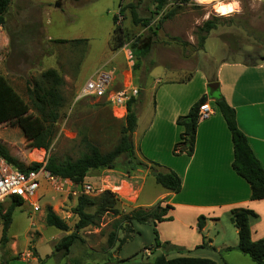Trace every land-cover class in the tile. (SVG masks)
<instances>
[{
    "label": "rangeland",
    "instance_id": "rangeland-1",
    "mask_svg": "<svg viewBox=\"0 0 264 264\" xmlns=\"http://www.w3.org/2000/svg\"><path fill=\"white\" fill-rule=\"evenodd\" d=\"M57 1L11 0L5 24L0 27V76L10 88L11 104L20 113L18 118L0 125V144L25 168L45 163L48 158L74 161L87 152L86 142L101 153L111 151L119 142L127 109H115L106 99L76 98L84 83L100 68L112 75L113 90L126 89L130 83L136 87L138 94L132 99L131 110L137 115L139 110L150 113L152 95L164 83L185 81L196 70H202L212 80L221 63L250 65L264 61V0H237L238 11L226 17L215 13L213 4L199 5L193 0H61L62 7L55 9ZM197 1L204 4L217 0ZM119 4L123 12L116 25L124 31L125 41L120 48L111 50L112 18L118 14ZM129 5L140 20L149 22L148 26L131 23ZM211 18L225 21H218L215 29L205 34L200 28ZM28 22L33 26H27ZM46 36L86 39L87 43L59 44ZM137 41L151 43L144 58H135L132 53L131 46ZM48 69L55 70L64 81V105L54 125L53 140L45 151L33 148V134L25 133L19 122L27 120L34 133L44 127L30 107L26 89ZM196 86L192 82L188 87ZM145 175L151 176L148 170L132 169L126 155L117 159L114 169L92 170L86 175L83 182L109 191L115 207L102 216L98 226L78 232L67 256L54 252L53 246L72 232L77 221L72 212L76 200L60 199L41 180V210L31 215L27 204L14 209L8 242L5 246L0 244L2 258L8 264H27L20 260L29 261L36 256L38 262L30 264H117L121 260H125L121 264H149L159 255L167 256L153 252L151 223L123 224L118 237L129 238L119 249L117 244L112 249L107 247V236L116 222L131 210L141 208L139 203L150 202L160 191L151 177L142 185ZM9 204L10 200L0 206V237L1 215ZM48 209L71 230L65 233L47 227L44 219ZM87 211L93 213L94 208ZM127 229L133 234H125L123 230ZM170 256L167 257L174 258Z\"/></svg>",
    "mask_w": 264,
    "mask_h": 264
},
{
    "label": "crops",
    "instance_id": "crops-1",
    "mask_svg": "<svg viewBox=\"0 0 264 264\" xmlns=\"http://www.w3.org/2000/svg\"><path fill=\"white\" fill-rule=\"evenodd\" d=\"M193 1L199 5L214 2L202 4ZM231 1L238 5L237 0ZM53 7L60 9L61 0ZM26 24L33 26L31 22ZM208 80L205 72L196 70L186 83H164L152 95L150 113L138 111L135 131L131 136L137 157L176 173L181 180V189L177 194L169 193L157 185L152 176L145 175L142 185L151 177L160 191H156L150 202L139 203L140 195L137 200L141 208H150L159 201L162 206L171 207L167 213L170 220L156 223L155 230L160 245L168 243L175 248L164 249L154 244L153 252L167 253L174 258L209 259L217 264H250L246 255L235 250L237 230L229 211L234 208L252 211L256 218L249 222L250 237L254 242L261 240L264 238V199L251 201L249 185L232 169L231 135L212 99L208 98L212 114L198 121L193 154L175 156L172 148L183 132L176 119L186 115L190 107L206 95L208 83L217 82L220 95L234 109L237 127L264 171V61L254 65L221 63L210 80L212 82ZM192 82L198 86L189 88ZM200 217L204 218V223L199 230ZM37 258L19 260L30 264Z\"/></svg>",
    "mask_w": 264,
    "mask_h": 264
},
{
    "label": "trees",
    "instance_id": "trees-1",
    "mask_svg": "<svg viewBox=\"0 0 264 264\" xmlns=\"http://www.w3.org/2000/svg\"><path fill=\"white\" fill-rule=\"evenodd\" d=\"M11 0H0V27L5 24V14L8 11V7ZM162 5V4H160ZM120 7V4H119ZM130 18L133 25L142 24L143 27L148 26V21L140 20L134 10V7L129 5ZM118 12L121 14L123 9L120 7ZM116 15L112 18L113 29L110 35L109 46L111 50H116L124 44V31L119 25H116ZM232 19H228L231 22ZM218 21H225L224 18H211L206 20L200 30L208 34L211 30L215 29ZM56 43H87L86 40H55ZM132 53L135 58L146 57L151 49V43L149 41H139L132 44ZM256 64V63H255ZM254 65V64H250ZM192 75L185 81L179 83H186L191 79ZM208 82H212L208 80ZM64 85L62 77L53 69L44 71L38 81L28 85L26 89V96L30 102L31 109L40 117L44 127L37 132H33V126L28 123L27 120L19 122L20 127L25 133H31L32 146L35 149H44L47 151L50 143L54 137V125L59 118V111L64 105V99L61 93V88ZM205 96V95H204ZM208 98L212 99L215 105L218 107L226 126L230 132L231 140L233 144V162L232 169L241 177L250 188V200L259 201L264 199V171L254 157L251 149L249 148L246 138L243 133L238 129L235 118V111L231 108L224 98L220 95L219 91L207 93ZM130 100L127 104V114L125 117V127L122 129V136L119 142L113 147V149L107 153H101L97 147L86 142L87 152L82 154L76 160H66L64 162H58L53 158H48L45 161V169L55 177L69 179L75 183H81L85 179L86 175L92 170L102 169H114L116 167V161L122 155L128 157L130 166L132 169L148 170L151 169L150 175L154 178V181L161 188L169 193L177 194L181 189V180L176 173L171 170L163 169L162 166L150 161L140 160L136 153L133 141L131 140V134L135 131L136 127V115L131 110ZM202 105L201 99L194 103L187 114L179 116L176 119V124L183 127V132L179 136L178 142H176L172 148V154L175 156L185 154L191 156L194 151V142L196 128L198 125V109ZM20 113L15 106L10 102V88L4 78L0 76V125L10 120L18 118ZM0 157H2L9 165L14 169L21 172L28 170H36L41 166V163H33L30 167H23L18 163L14 157H12L7 149L0 144ZM161 201L151 206L147 210L137 208L131 210L125 217L116 222L114 230L107 236V247L109 249L114 248L117 244L118 249L126 242L129 237H118V232L122 229L123 224H147L153 222V236L155 246L163 247L164 249H174L168 243L161 244L158 241L157 231L155 230V224L169 221L167 216L168 211L171 209L169 206H162ZM22 205L16 198L10 199V204L4 214L1 215L2 219V233L0 237V244L5 246L8 242V229L11 223V215L17 206ZM1 206V205H0ZM115 200L113 195L109 191L103 192L97 197H79L76 201V205L73 208V214L76 216L77 221L73 226V229H69L66 223L60 219L55 213L48 209L45 215V225L52 227L61 232L70 234L62 237L59 242L54 246V252L61 253L62 256H67L71 246L77 238L79 231L87 227L98 226L100 219L110 210L114 209ZM94 208L93 213L87 210ZM1 212V210H0ZM231 222L234 228L237 230V245L235 250L246 255L254 264H264V238L258 241H252L250 237L249 222L251 219L256 218V215L245 208H234L229 211ZM204 218L198 219V229H202ZM125 234H133L131 230H123ZM131 236V235H130ZM231 250V249H227ZM125 260L119 261L117 264L124 263ZM1 264H8V260L1 258ZM149 264H217L209 259L190 258V257H176L173 259L166 258L165 255H159L153 259Z\"/></svg>",
    "mask_w": 264,
    "mask_h": 264
},
{
    "label": "built area",
    "instance_id": "built-area-1",
    "mask_svg": "<svg viewBox=\"0 0 264 264\" xmlns=\"http://www.w3.org/2000/svg\"><path fill=\"white\" fill-rule=\"evenodd\" d=\"M116 17L117 20L120 18L119 12L116 14ZM137 94L138 90L131 83L126 89L113 90L112 75L105 69L100 68L84 83L76 98L106 99L113 108L124 111L129 101ZM211 114L212 108L209 106L208 101H206L198 109V120L206 119ZM41 180L59 198L61 197L60 199H65V201L69 198L77 201L79 197L83 196L96 197L103 192L102 189L86 182L75 183L69 179L55 177L45 169V163L43 162H41V166L36 170L21 172L14 169L0 157V205L11 198H16L20 203L27 204L31 208V215L39 213L42 197ZM51 211L53 212V210ZM32 225L33 222L31 223ZM1 258L0 251V264Z\"/></svg>",
    "mask_w": 264,
    "mask_h": 264
},
{
    "label": "bare ground",
    "instance_id": "bare-ground-1",
    "mask_svg": "<svg viewBox=\"0 0 264 264\" xmlns=\"http://www.w3.org/2000/svg\"><path fill=\"white\" fill-rule=\"evenodd\" d=\"M213 10L218 15L225 16L226 17V16H229L231 14L236 13L238 11V5H237L236 2H233V1H230V2H221V1L217 0V1L213 2ZM39 159H36V160H39Z\"/></svg>",
    "mask_w": 264,
    "mask_h": 264
},
{
    "label": "water",
    "instance_id": "water-1",
    "mask_svg": "<svg viewBox=\"0 0 264 264\" xmlns=\"http://www.w3.org/2000/svg\"><path fill=\"white\" fill-rule=\"evenodd\" d=\"M56 7H58V5H56ZM207 90H208V93L216 92L218 90V83L217 82L216 83H208L207 84ZM206 101H208L207 94L201 98L202 104L205 103ZM151 172H152V170L148 169V173L150 174ZM151 225L153 226L154 223L151 222Z\"/></svg>",
    "mask_w": 264,
    "mask_h": 264
}]
</instances>
